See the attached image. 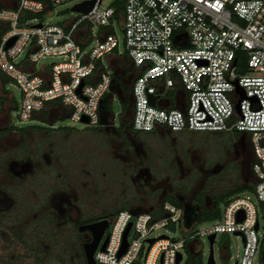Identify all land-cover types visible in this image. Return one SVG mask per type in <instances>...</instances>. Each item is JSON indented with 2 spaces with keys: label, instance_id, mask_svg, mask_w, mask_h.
I'll list each match as a JSON object with an SVG mask.
<instances>
[{
  "label": "built area",
  "instance_id": "obj_1",
  "mask_svg": "<svg viewBox=\"0 0 264 264\" xmlns=\"http://www.w3.org/2000/svg\"><path fill=\"white\" fill-rule=\"evenodd\" d=\"M4 1L8 6L0 7V73L19 91L10 117L14 125L58 106L73 122L85 117L88 125H100V100L111 93L112 62L119 70L129 64L135 71L132 130L240 132L245 137L256 205L248 196H233L217 220L199 230L185 228L175 239L150 234L178 222L180 207L164 200L158 218L148 210H120L104 248L93 252L95 264H174L181 249L197 254L199 238L219 233L243 239L233 263L253 264L261 245L257 210L264 216V0H124L120 39L113 33V8L100 9L101 0L64 23H52L42 13L67 0ZM29 15L39 18L34 22ZM91 40L94 44L87 47ZM24 49L25 56L16 61ZM237 54L242 65L240 59L236 63ZM45 57L58 60L37 69ZM101 113L107 125L109 117ZM128 222L126 246L117 256ZM130 229L134 236L128 240Z\"/></svg>",
  "mask_w": 264,
  "mask_h": 264
},
{
  "label": "rangeland",
  "instance_id": "obj_2",
  "mask_svg": "<svg viewBox=\"0 0 264 264\" xmlns=\"http://www.w3.org/2000/svg\"><path fill=\"white\" fill-rule=\"evenodd\" d=\"M80 1L67 0L51 5L50 11L42 14L44 17H50V22L52 23H64L76 15V12L71 11L70 7ZM112 1L101 0L99 8L102 9L110 5ZM28 17L34 18V22L39 18L36 15H29ZM113 33L120 39L122 34L121 25L116 19L113 20ZM94 42V40H91L87 47L93 45ZM119 49L122 51V46ZM26 51L24 49L16 58V61H20L25 56ZM57 60L56 58L45 57L36 63V68L39 69L41 66ZM102 64L107 65V62L102 60ZM3 88L6 93L2 92L0 85V95L5 98L0 109V127L6 123L7 115L13 118L14 104L16 105V102H18L19 93L11 80L10 83H4ZM171 94L172 92L167 93V95ZM12 105L13 107H11ZM46 109L47 111L53 110L51 107ZM109 109L113 115L114 127H118L119 118L124 112V104L115 94L112 95ZM53 114L51 113L50 115L52 119L55 117H53ZM13 121H15V118ZM16 125L19 128L31 125L45 128L43 123L35 117ZM53 127H70L76 131L66 132L56 129L27 131L22 139V145L28 149L32 160L35 158L37 151L47 152L49 147L59 148L65 156L69 154L79 157L83 156V161L80 158L77 161L84 162L86 169L94 167L92 165L95 164L99 165L102 160L101 156L105 159L104 151L101 155L98 154L101 148V138L97 133L91 132L96 126L77 121L73 122L69 120L67 115H61L54 119ZM141 134L146 133L141 132ZM231 135V132H221L220 134L218 132H171L168 134L166 131H161L156 136L144 137V143L149 151L148 164L157 177L164 179L165 187L170 186L173 191L183 195H190L192 191H200V193H206L208 196L213 193L234 189L242 183L250 181L251 176L249 169L247 170L241 166L238 161L230 156L233 141ZM19 140V134L10 132L0 137V189L4 191L8 198L14 199L15 202L12 208H7L4 213H0V264H80L75 256L76 247L67 248L64 243L71 239L70 232L59 233L57 234L58 239L47 240V243H43V241L41 242L42 238L39 237L36 231L33 232L32 226L28 225L29 220H31V216H29L31 214L30 209L32 208L33 200L38 195V192L34 190L31 175L13 179L6 172V164L21 156V151L17 145ZM246 153V157H249L250 153L248 150ZM74 162L72 161V163ZM47 164L49 163L47 162ZM103 166L104 164H100L98 169H94L96 174L94 173L93 177L95 179L100 178V171H103ZM121 169H119V173L115 171V176H119L121 179L117 177L118 180H114V185L103 183L104 185L99 186L96 192L91 190L92 185H88L87 188L84 187L85 193L87 192L86 197L84 198L82 196L83 193H80L79 197L77 195V201L75 199L76 202L80 200L79 198L83 200H80L81 209H79L85 212L94 211V209L106 207L108 204L113 203L117 208L128 209L130 205L131 208L133 207L137 211L148 210L161 214L160 203L163 199H158L156 195H145L141 190L132 193L130 191L131 188L122 178ZM105 172L106 176H110L108 168L105 169ZM89 178V176L86 177L87 181H89ZM77 183H80L79 179L74 182V184ZM74 184H71V186ZM236 195L248 196L254 205L257 204L251 190L243 189L239 193L232 195V197ZM223 206L222 202L218 203L220 212ZM20 212H24L21 220L17 216L21 214ZM257 219V236L264 243V216L260 209L257 210ZM211 222L199 221L193 225V228L199 230L207 227ZM182 229L184 232L185 228ZM19 231L22 234H19V239H15L13 233L18 234L20 233ZM158 235H165L169 239L181 238L180 222L159 228L152 232L150 237ZM133 236L134 232L130 229L128 240L133 238ZM72 241L74 242L73 235ZM143 245L145 249L147 242H144ZM222 246L225 249L224 255L220 251ZM197 249L199 255L197 264H206L209 250L206 237L198 239ZM241 250L242 240L239 235H233L232 233L216 234L212 243L214 264H232L234 260L239 258ZM180 253L182 257L178 264H188L186 248L181 249ZM69 255H72L73 258H69ZM253 264H261L259 253L254 256Z\"/></svg>",
  "mask_w": 264,
  "mask_h": 264
},
{
  "label": "flooded vegetation",
  "instance_id": "obj_3",
  "mask_svg": "<svg viewBox=\"0 0 264 264\" xmlns=\"http://www.w3.org/2000/svg\"><path fill=\"white\" fill-rule=\"evenodd\" d=\"M134 75L135 71L129 64H126L121 70L116 69L112 74L110 89L112 88L111 90L118 92V98L124 104V112L119 118L118 127H114L113 115L109 110L106 112L109 117L108 124L106 126L96 125V127L91 130V132L97 133L101 138L102 149L100 148L98 154L101 155L104 151L105 155V159L102 156L100 157L102 158L100 164H104L103 171H100V178L95 179L93 177L94 173L96 174L94 169H98L100 164L92 165L94 167L86 169V164L84 162L77 161L79 158L83 161V156L79 157L72 154L65 156L59 148L49 147L47 152L37 151L35 158L32 160L29 156L28 149L22 145V139L25 137L24 134L27 131L43 129H56L66 132L76 131L53 127L54 119L61 116V112H65V109L60 106L56 107V110L52 108L54 112L52 110L51 113H54L53 117H55L50 123L48 119L51 118V113L48 114L46 108L34 116L38 118L47 129H17L19 126L13 124L9 115H7L6 123L0 127V137H3L9 132L19 134L20 137L17 145L21 151V156L6 164L7 174L13 179H20L27 175H31L34 190L38 192L36 199L33 200L32 208L30 209L31 214L29 216H31V220H29L28 225L32 226L33 232H37L39 237L42 238L41 242L43 241V243H47V240L58 239L57 234L59 233L70 232L71 239L64 243L67 248L71 246L76 247L77 251L75 252V256L80 264H85L83 244L89 242L92 237L91 232L83 227L95 222H102L103 231L97 244L98 247L104 238L107 237L110 226L118 213H115V211L120 207L117 208L113 203H110L106 207L85 212L80 210V200L82 199L79 198L80 200H78V202L76 201L80 193H83L82 196L84 198L86 197L87 192L85 193L84 187L87 188L88 185H92L91 190L95 192L103 183L106 185H114V180L121 179V177L115 176V171L119 173V169L121 168L122 178L124 182L129 185L132 193L141 190L145 195H156L160 200L166 196H172L181 204L183 209L192 208L195 211H199L203 205L196 199L200 191H192L190 195L180 194L177 191H173L169 185V187H165L164 179L157 177L151 171L148 164L149 151L147 145L144 143V137L156 136L159 132L152 131L141 134L132 130L130 126V107L132 101L130 87ZM113 94L114 93L111 92L110 96L112 97ZM1 107L0 105V109ZM166 133L170 134L171 132L166 131ZM231 136L233 141L231 144L230 156L247 169L250 160L246 157V152L248 150L247 144L238 142L236 137L233 135ZM90 158L92 159V157ZM65 159H67V161H65ZM46 161L49 164H47ZM72 161L75 162L72 163ZM106 168L110 170V176L105 175ZM87 176L90 177L88 179L89 181L86 179ZM76 179H79L80 183L74 184ZM71 184L74 185L71 186ZM14 205V199L8 198L4 191L0 189V213H4L7 208H12ZM130 208L129 205L128 209L125 210H130ZM20 213L21 214L17 216L18 219L21 220V217L24 216V212ZM19 234L22 233H13V237L19 239ZM72 235L75 243L72 241ZM30 251L32 250L30 249ZM190 255L192 256V254ZM69 258H73L72 255H69ZM188 264L193 263L189 262Z\"/></svg>",
  "mask_w": 264,
  "mask_h": 264
},
{
  "label": "trees",
  "instance_id": "obj_4",
  "mask_svg": "<svg viewBox=\"0 0 264 264\" xmlns=\"http://www.w3.org/2000/svg\"><path fill=\"white\" fill-rule=\"evenodd\" d=\"M2 2L5 5L0 3V7L1 6H8L7 1L2 0ZM123 3H124V0H113L110 3V6L113 8V19H116L119 23H120V18L122 15ZM242 59H243V57L241 55H239V54L236 55V63L239 60V61H241V65H242ZM242 71L243 70L240 68V72H242ZM4 83H10V80L7 77H5L2 73H0L1 90H2V92L6 93L5 89L3 88ZM109 95H110V93H109ZM110 98H111V96H109V98L103 97V99L101 101V105H100V111L101 112H108L110 110L109 109ZM4 99H5L4 96L0 95V105H2V103L4 102ZM14 106H15V104H14ZM11 107H13V105ZM36 128L41 129L43 127L31 125V126H26L24 128L20 127L17 129H36ZM45 128L47 129V127H45ZM58 129L73 130L70 127H58ZM220 133L221 132H218V134H220ZM232 135L234 137H236L238 142H242V143L247 144L245 141V137L242 136L240 132H233ZM248 158L250 159V156ZM247 170H248V168H247ZM251 186L252 185H251L250 181H248V182L242 183L240 186H238L234 189L225 190V191L220 192V193H213L212 195H208V196L206 195V193L201 192L196 197V199L199 200V203L203 204L199 211H195L192 208L183 209L181 204L172 196H166L165 198H163L162 201H164V200L168 201L169 203L183 209L181 219L179 220L180 229L182 231L183 230L182 228H188L190 226H193L196 222H199V221L217 220L220 217V210L218 208V203L222 202V204L225 205V203L232 197V195L239 193L243 189L251 190ZM120 210H125V208L120 207L119 209H117L115 211V213L120 211ZM157 210H158V208H157ZM130 211L136 212L137 210H135L132 207V208H130ZM152 214L156 217L162 216V213L161 214L155 213V211H153ZM220 251H221V254L224 255L225 249L223 246L220 247ZM186 253H187V262H192L193 264H197V262L199 261L198 253L192 254V256H191L187 249H186ZM259 260H260L261 264H264V243H262V242H261L260 250H259ZM81 264H83V263H81Z\"/></svg>",
  "mask_w": 264,
  "mask_h": 264
},
{
  "label": "water",
  "instance_id": "obj_5",
  "mask_svg": "<svg viewBox=\"0 0 264 264\" xmlns=\"http://www.w3.org/2000/svg\"><path fill=\"white\" fill-rule=\"evenodd\" d=\"M92 3H93V0H84V1H81V2H78V3H75L73 4L71 7H70V10L71 11H74V12H80V13H83L85 14L92 6ZM13 37H11L5 46H9L12 41H13ZM109 65L110 67L113 69V73L115 72V70L117 69L116 66L112 63V62H109ZM81 86V83L79 85V87ZM78 87V88H79ZM112 89V88H111ZM110 91L112 93H114L117 97L119 96L118 95V92L117 91H114V90H111ZM109 93L106 94L105 98H109ZM243 97V94L240 93V97L238 99V101L236 102L235 104V109L238 111V102L239 100ZM102 100H100L101 102ZM150 103L153 104V97L150 96ZM53 109H56V107H54ZM52 110H49L48 111V114L51 113ZM62 115H66L65 112H61ZM52 120V118L48 119V122L50 123ZM81 122H87V119L85 117H82L81 118ZM99 124L100 125H104L106 126V121L104 119V115L100 112L99 114ZM236 219L239 221L242 219V214L240 211H238L236 213ZM130 227V222H128L124 228V231L122 233V243H121V246H120V249L118 251V254L117 256L121 255L122 252L124 251L125 249V246H126V234H127V231ZM83 228H86L88 229L90 232H91V240L85 244H83V254H84V258H85V264H95V261L93 259V252L95 251L96 247H97V244H98V241H99V238H100V235L103 231V225H102V222H95V223H92V224H89V225H86L85 227ZM254 229H256V224L254 225ZM213 238H214V235L213 234H210L206 239L208 241V244H209V250H208V255H207V258H206V264H214V260H213V255H212V242H213ZM106 240H107V237L104 238V240L99 244L98 248L100 250H102L104 248V245L106 243ZM241 240L242 237H241ZM153 241V239H147V242L150 244L151 242ZM188 252L190 254H192L191 252V249L190 248H187ZM181 259V254L179 252L176 253V256H175V261H174V264H178L179 260ZM160 260V259H159ZM235 264V263H233Z\"/></svg>",
  "mask_w": 264,
  "mask_h": 264
}]
</instances>
